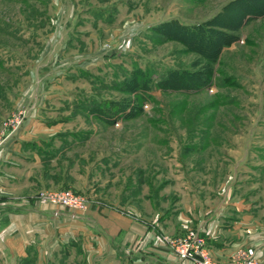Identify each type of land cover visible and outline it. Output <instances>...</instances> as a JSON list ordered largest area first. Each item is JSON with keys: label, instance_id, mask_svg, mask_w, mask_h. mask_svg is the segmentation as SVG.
Returning <instances> with one entry per match:
<instances>
[{"label": "rangeland", "instance_id": "obj_1", "mask_svg": "<svg viewBox=\"0 0 264 264\" xmlns=\"http://www.w3.org/2000/svg\"><path fill=\"white\" fill-rule=\"evenodd\" d=\"M171 19L207 22L212 60L163 35ZM135 67L149 87L123 91L115 81ZM169 68L205 79L159 87ZM6 89L14 97L10 106L0 96V137L26 138L22 149L37 154L36 178L23 185L35 198L69 188L86 205L122 204L178 189L188 170L196 183L210 179L205 189H264V0H0ZM102 98L127 103L109 115L93 108Z\"/></svg>", "mask_w": 264, "mask_h": 264}, {"label": "crops", "instance_id": "obj_2", "mask_svg": "<svg viewBox=\"0 0 264 264\" xmlns=\"http://www.w3.org/2000/svg\"><path fill=\"white\" fill-rule=\"evenodd\" d=\"M95 6L103 16L105 5ZM5 94L11 106L13 93ZM23 140L0 137V264H194L166 243L188 226L199 228L211 257L230 259L250 246L264 264V189H205L210 179L196 183L192 177L200 176L188 170L175 180L178 189H157L155 197L145 192L122 204L93 200L68 210L23 186L36 178L31 168L38 162L34 151L22 149ZM244 158L234 160L232 176ZM242 200L251 201L249 209Z\"/></svg>", "mask_w": 264, "mask_h": 264}, {"label": "trees", "instance_id": "obj_3", "mask_svg": "<svg viewBox=\"0 0 264 264\" xmlns=\"http://www.w3.org/2000/svg\"><path fill=\"white\" fill-rule=\"evenodd\" d=\"M205 24V25H203ZM207 22L202 24H192L188 25L186 23H182L177 19L166 20L162 23L163 27L160 29L163 35H166L170 38H176L186 43L187 46L192 47L195 50L200 51L204 57L212 60L215 51H216V43L214 44V52L211 55H206L204 51L206 50V42L207 39L213 37L206 27ZM170 28L171 31H167V28ZM166 30V31H165ZM218 37L223 36V33L217 32ZM201 45V46H200ZM204 76H199L194 72L188 71H179L178 69H166L165 73L157 79V85L162 88L166 87H193L197 86L204 80ZM117 86H121L123 91L129 92L134 90H147L149 87L148 76L141 69L135 67L132 71H130L127 75H125L122 79L115 81ZM127 103H119L114 101V99H100L95 101L93 104V108H97L99 111L105 112L106 114L113 115L119 111H122L125 108V104ZM127 113V112H125Z\"/></svg>", "mask_w": 264, "mask_h": 264}, {"label": "built area", "instance_id": "obj_4", "mask_svg": "<svg viewBox=\"0 0 264 264\" xmlns=\"http://www.w3.org/2000/svg\"><path fill=\"white\" fill-rule=\"evenodd\" d=\"M41 197L68 210L75 211L86 206L85 197L69 188L45 190ZM166 243L178 259L190 258L194 264H259L255 250L250 246L239 250L237 255L230 259L219 260L211 257L203 247L204 240L197 227H188L180 235L167 236Z\"/></svg>", "mask_w": 264, "mask_h": 264}]
</instances>
